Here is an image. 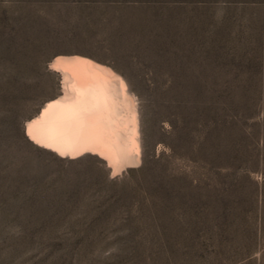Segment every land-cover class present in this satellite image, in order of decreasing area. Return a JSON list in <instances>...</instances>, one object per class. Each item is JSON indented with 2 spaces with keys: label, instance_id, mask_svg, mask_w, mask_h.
Here are the masks:
<instances>
[{
  "label": "rangeland",
  "instance_id": "obj_1",
  "mask_svg": "<svg viewBox=\"0 0 264 264\" xmlns=\"http://www.w3.org/2000/svg\"><path fill=\"white\" fill-rule=\"evenodd\" d=\"M71 52L130 79L138 166L27 135ZM0 264H264V0H0Z\"/></svg>",
  "mask_w": 264,
  "mask_h": 264
},
{
  "label": "bare ground",
  "instance_id": "obj_2",
  "mask_svg": "<svg viewBox=\"0 0 264 264\" xmlns=\"http://www.w3.org/2000/svg\"><path fill=\"white\" fill-rule=\"evenodd\" d=\"M51 68L60 90L27 121L29 138L63 156L97 154L113 175L138 166L146 154L145 123L130 79L74 52L56 55Z\"/></svg>",
  "mask_w": 264,
  "mask_h": 264
}]
</instances>
